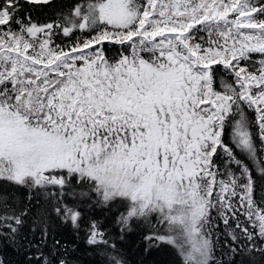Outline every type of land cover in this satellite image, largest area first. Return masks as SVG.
I'll return each instance as SVG.
<instances>
[{
  "label": "snow or ice",
  "instance_id": "6c2138e0",
  "mask_svg": "<svg viewBox=\"0 0 264 264\" xmlns=\"http://www.w3.org/2000/svg\"><path fill=\"white\" fill-rule=\"evenodd\" d=\"M86 202L174 264L264 259V0H0V241L68 264L41 245Z\"/></svg>",
  "mask_w": 264,
  "mask_h": 264
},
{
  "label": "trees",
  "instance_id": "16d2710c",
  "mask_svg": "<svg viewBox=\"0 0 264 264\" xmlns=\"http://www.w3.org/2000/svg\"><path fill=\"white\" fill-rule=\"evenodd\" d=\"M58 3L66 4L68 0H58ZM54 15V11L45 6L44 11L39 13V18L44 21L54 17ZM16 192L21 206L26 205L28 203L26 190L18 189ZM259 195L260 181L258 179L257 196L259 197ZM30 207L33 212L44 210L51 212L50 207L45 209L43 198H40L39 205H37L36 199H33ZM81 212L82 219L79 229H74L71 223L62 222L52 213L49 219L48 239L46 244L41 245L40 250L46 255L55 254L57 257H61L67 260L68 264H106V258L101 255L100 250L87 244V224L91 219H96L103 222V226L109 232L111 240L116 243L125 264H174L177 259L174 250L167 245L145 251L146 246L142 239L141 229L135 225H133L131 231L121 234L119 227L115 225V216L118 215L115 209L108 211L107 209L89 207V203L86 202L82 206ZM30 228L31 219H29L23 232L33 243H40V231L38 230L33 234ZM121 235L123 238H121ZM221 239L223 240V237ZM57 240L60 241V245L54 247ZM36 252L35 248L26 251L12 246L7 241H0V259H3L5 264H27V256H34ZM216 254L218 257L220 256L219 249ZM236 259L239 261L240 257ZM256 264H264V259L257 258Z\"/></svg>",
  "mask_w": 264,
  "mask_h": 264
}]
</instances>
